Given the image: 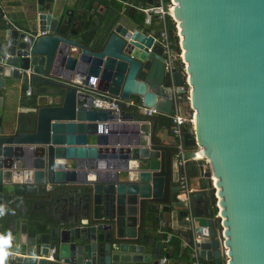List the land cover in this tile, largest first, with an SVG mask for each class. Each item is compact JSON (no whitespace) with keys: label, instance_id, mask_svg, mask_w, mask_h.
Here are the masks:
<instances>
[{"label":"water","instance_id":"95a60500","mask_svg":"<svg viewBox=\"0 0 264 264\" xmlns=\"http://www.w3.org/2000/svg\"><path fill=\"white\" fill-rule=\"evenodd\" d=\"M46 1L36 0L24 26L11 18L0 28L11 55L0 64V264H180L147 223L183 207L179 148L158 142L155 118L94 108L93 90L166 115L174 95L182 114L190 105L185 157L204 151L210 165L200 167L206 189L191 195L203 263L264 264V0H174L186 64L172 61L173 79L163 46L134 15H120L92 46L73 12ZM25 32L39 34L30 52ZM28 87L33 117L3 123L6 90ZM68 184L80 205L59 213L51 191ZM42 202L44 216L21 212Z\"/></svg>","mask_w":264,"mask_h":264},{"label":"crops","instance_id":"0c3cea01","mask_svg":"<svg viewBox=\"0 0 264 264\" xmlns=\"http://www.w3.org/2000/svg\"><path fill=\"white\" fill-rule=\"evenodd\" d=\"M35 2L36 0H0V4L2 5L3 9H5L4 12V10L0 8V28L4 21L9 22L11 18H15V20L20 25H23V15L33 13L32 6L35 5ZM54 3L62 4L65 10L68 9L69 11L73 12L74 19H77L75 29L79 30L81 40L88 44L91 43L92 46H97L100 32L104 29V27L108 26L109 28L110 24L114 23L115 20L120 17V15H122L124 18L123 20L130 23L134 20L132 15L137 17L140 16L139 14L141 12L139 10L141 6L137 7L139 4L131 0H53V2L46 1L44 4L53 5ZM119 4L122 5L121 10L118 9ZM147 4L148 3H146V5ZM146 5L142 6L144 7ZM133 6L137 7L135 12L131 11ZM5 14L7 16H5ZM77 14L82 16L80 20L84 21V25H79L80 20H78ZM3 51L4 42L3 37L0 35V55L3 54ZM97 83L98 82L96 81L95 87L97 86ZM28 88H25L22 94H19L18 96H16V93L13 92L12 88H8L6 90L2 116L3 123H7L8 125H16L22 122V120L25 121L28 116L33 117V110L29 107L31 96L27 95L26 93ZM93 92L95 93L94 90ZM124 110L129 113L131 117L133 115H143L137 108L134 107L124 108ZM161 116L157 115L154 117L156 118L155 132L157 134L158 142L160 144L170 146L177 145V138L172 134L171 128L166 125V122L164 121L165 119L161 118ZM193 162L199 163L198 161ZM206 183V179L203 180L201 176L191 177V186L195 189V191L206 189ZM75 191L76 186L74 184L54 187V189L51 191V196H56L57 199H59L58 205L60 208L55 209L57 212L60 213L65 211V213H68L67 211L69 209L72 211V208H78L79 202L75 195ZM48 206L49 205L46 202H42L38 205L35 203L34 205L27 203L25 207L21 208V212H24L26 216L40 217L44 216L43 214L46 213ZM197 209L199 211H203L202 207ZM181 211L182 209L173 210L171 214L172 219L170 214L165 213L164 217L160 220H155V216L158 215V211L152 212L150 218L147 219V223L152 225L153 228L149 232L151 236L153 235L159 238L160 234H164L163 239L165 240L167 234L170 233L173 235V239L177 242V245L183 241L181 252H176V249L173 248L169 243L163 249V254L172 256L174 262L176 261L180 264H186L190 262V244L192 242V233L186 229L185 226H182V217H178V213ZM156 225L159 226L156 228Z\"/></svg>","mask_w":264,"mask_h":264},{"label":"built area","instance_id":"2783aa9c","mask_svg":"<svg viewBox=\"0 0 264 264\" xmlns=\"http://www.w3.org/2000/svg\"><path fill=\"white\" fill-rule=\"evenodd\" d=\"M174 0H153V4H147L146 6H141L139 10L144 13V22L145 25H150L152 23V19L156 18L158 22L162 23V28L158 33H150L155 37V42L160 43L164 48V55L166 56V73L169 75L171 79H173L174 74V66L172 65V61L174 59H179L183 64V69H185V62L182 56V49L180 48L179 53H175L172 49V42L170 40V30L166 25V17L169 15L174 21L175 26V34L178 37V42H180V28L178 26V22L175 20L172 9L174 8ZM0 8L3 9L0 4ZM5 12V9H3ZM5 16H7L5 14ZM39 34H34L33 32H25L22 40L27 43V50L30 52L33 49L34 42L37 40ZM180 45V44H179ZM11 57V55L7 52L0 55V64H6L7 60ZM13 68V67H12ZM95 87V82H94ZM27 95L32 93L31 87H29L26 91ZM174 101L176 104L175 111L171 115H166L153 107H147L142 105L141 102H136L133 99H121L119 97L111 96L107 93H99L95 91V97L93 100V106L97 109L104 110H117L119 111L121 108H129L134 107L137 108L145 117H147L148 121L151 118H154L157 115H166L171 118L172 127L171 132L177 138V147L179 150L173 155V163L175 172L177 175V184L180 187V192L178 194V198L183 202V211L186 212V215L181 218L182 226H185L192 233V242L190 244V262L191 264H204L203 259L200 255L201 243L204 235L202 233L197 232L198 223L195 221L194 216V208L192 205L191 195L195 191V189L191 186V177L189 175V165L193 161H198L199 166L206 169L209 167V162L204 157H195L191 159H187L185 157V146L183 141L184 131L183 128L187 125H191L189 129L191 132L194 130V118L193 113L187 116L180 112L177 103V96L174 95ZM203 160V162H202ZM201 174V173H200ZM203 178V176L201 175ZM205 179V178H204ZM214 177H212L213 187L214 186ZM217 205V203H216ZM219 213L216 214L218 216ZM180 223V222H179ZM173 235L167 234L165 238V242L167 244L170 243ZM180 246L183 247V241L180 243ZM168 260L166 258L162 259L161 264H166ZM225 264H228V258L225 260Z\"/></svg>","mask_w":264,"mask_h":264},{"label":"trees","instance_id":"16d2710c","mask_svg":"<svg viewBox=\"0 0 264 264\" xmlns=\"http://www.w3.org/2000/svg\"><path fill=\"white\" fill-rule=\"evenodd\" d=\"M131 1H134L136 3H139V0H131ZM142 5H146L145 2H143ZM118 9L121 10L122 9V5L119 4L118 5ZM140 19H138V22L140 24V26L147 31V32H150V33H157L161 30L162 28V23L158 22V20L156 18H153L152 19V23L150 25H145V22H144V13L140 12ZM166 25H167V28L169 30H172L173 31V35L170 36V40L172 42V49L175 53H179L180 52V47H179V42H178V37L176 36L175 34V26H174V21L172 20V18L168 15L166 17ZM161 116V115H160ZM161 118L165 119L164 121L166 122V125L168 127H172V121H171V118H168L166 116H161ZM156 119V118H155ZM188 129L191 128V125H187ZM191 165H189L191 168L189 169V175L190 177L192 176H201L200 174V166H199V163H195V162H191L190 163ZM203 180H205L204 178H202ZM170 244L173 248L176 249V252H181V246L180 244L177 245V242L173 239H171L170 241ZM185 250V249H184ZM183 250V251H184ZM182 251V252H183ZM184 255V253H183ZM189 257V256H188Z\"/></svg>","mask_w":264,"mask_h":264},{"label":"bare ground","instance_id":"6f19581e","mask_svg":"<svg viewBox=\"0 0 264 264\" xmlns=\"http://www.w3.org/2000/svg\"><path fill=\"white\" fill-rule=\"evenodd\" d=\"M174 3L176 4V2L174 1ZM174 9H175V7L172 9V14H173V16H174ZM176 15V14H175ZM174 18H175V16H174ZM175 20L179 23V24H181V20L176 16V18H175ZM181 30H182V27L180 26V39L182 38L183 39V34H182V32H181ZM185 52V49L183 48V53ZM197 155H198V157H203L204 156V151H199L198 153H197ZM215 180H216V178H214Z\"/></svg>","mask_w":264,"mask_h":264},{"label":"rangeland","instance_id":"374dc122","mask_svg":"<svg viewBox=\"0 0 264 264\" xmlns=\"http://www.w3.org/2000/svg\"><path fill=\"white\" fill-rule=\"evenodd\" d=\"M179 47H180V45H179ZM182 107H183V113L188 116L191 113L190 105L188 103H185ZM202 162H203V160H202Z\"/></svg>","mask_w":264,"mask_h":264},{"label":"flooded vegetation","instance_id":"af4514ba","mask_svg":"<svg viewBox=\"0 0 264 264\" xmlns=\"http://www.w3.org/2000/svg\"><path fill=\"white\" fill-rule=\"evenodd\" d=\"M135 17H136V16H135ZM136 18H137V20H138V19H140V16H137ZM157 33H158V32H157Z\"/></svg>","mask_w":264,"mask_h":264}]
</instances>
